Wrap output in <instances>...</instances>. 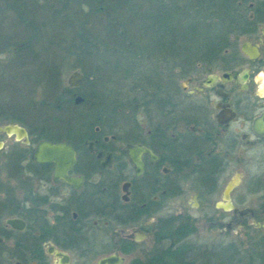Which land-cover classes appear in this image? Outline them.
<instances>
[{"label":"flooded vegetation","instance_id":"1","mask_svg":"<svg viewBox=\"0 0 264 264\" xmlns=\"http://www.w3.org/2000/svg\"><path fill=\"white\" fill-rule=\"evenodd\" d=\"M237 3L223 56L184 68L159 60L133 103L87 136L44 138L17 122L27 142L0 134V150L14 140L0 163V264H97L113 253L130 264L200 224L264 240V0ZM43 140L75 150L73 183L33 159Z\"/></svg>","mask_w":264,"mask_h":264},{"label":"trees","instance_id":"2","mask_svg":"<svg viewBox=\"0 0 264 264\" xmlns=\"http://www.w3.org/2000/svg\"><path fill=\"white\" fill-rule=\"evenodd\" d=\"M239 1L246 0H0V56L25 52L38 63L37 54L44 50L42 32L46 34L48 29L47 33L53 35L52 28L69 29L60 47L74 58L75 67L85 72L88 89L84 92L80 87L61 86L55 66L47 79L51 88L46 90L53 100L45 104V111L44 106L31 108L36 123L30 128L44 138L72 141L87 136L94 120L115 116L123 105L133 103L130 98L107 101L103 96L105 81L117 80L119 85L124 81L125 88L127 83L134 91L141 79L157 74L159 60L184 68L195 65L202 57L223 56L230 48L229 36L234 32ZM37 41L38 50L34 44ZM99 52L105 53L104 61L96 70L85 69V55L92 57ZM27 62L31 61L21 65ZM109 65L117 70L116 78L115 74L113 79L102 77L100 66ZM95 83L104 89L93 86ZM118 86L115 94L121 95L122 88ZM75 95L81 96L79 103ZM9 117L10 122L22 123V117ZM194 230L192 226L191 233ZM175 236L174 245L161 246L144 260L135 258L130 264H264L263 239L248 240L245 248L230 242L213 253L212 259H216L210 262L192 257L194 248L184 241V234Z\"/></svg>","mask_w":264,"mask_h":264},{"label":"rangeland","instance_id":"3","mask_svg":"<svg viewBox=\"0 0 264 264\" xmlns=\"http://www.w3.org/2000/svg\"><path fill=\"white\" fill-rule=\"evenodd\" d=\"M2 20L3 19H1V23H3ZM51 30H55L53 35L47 33L48 29L45 30L47 36L49 34L48 39L46 34L43 32L41 34L42 37L40 39L44 41V50H40L37 54L38 63L34 61L35 58H32L31 55L28 56L27 54H24L25 52H22L18 56H0V71L2 67H5L4 71H2V73L0 72V124L10 122L9 116L22 117L23 120H21V124L27 128L32 127V124L36 123L35 115H33L31 110L39 109L44 106L42 110L45 111L47 109L45 104L53 100V95H47L46 90H50L51 88L48 87L47 79L52 75V71L54 70L55 66H57L59 72L61 86L67 85L68 76L76 69L83 76H85V72L80 67H75L77 64L75 63L74 58L72 56L66 55V52L62 51V48L60 47L62 45V42L60 41L63 40L64 33L69 32V29L52 28ZM34 44L38 50L40 41H37ZM85 56L86 58L84 60V65L85 69L87 70H96L100 61H104L105 59L104 52H99L92 57L91 55L87 54ZM24 61L31 62L21 65V63ZM32 62L35 63L30 65ZM100 67L102 71V77H105L106 79H113L111 76L114 74L116 75L114 78L117 77V70L111 65ZM84 81L81 84L80 89L86 92L88 88L86 86V82L84 83ZM119 81L121 83V80ZM105 85L106 88L103 96L106 97L107 101H110L111 99L113 100L114 98H121V100L128 99L136 95V92L130 90V88L127 87V83L125 88L124 81L122 85H119L117 80L115 83H108L105 81ZM93 86L99 89H104L105 87L104 86L100 88L98 85H96V83ZM117 86L122 88L121 95L118 93L115 94ZM119 125L120 123H118L116 128L120 129ZM4 141L5 145L0 150L1 165L6 160V154L10 150L8 146L14 143L12 138H6ZM192 213L194 215H198V211H192ZM248 240H250L248 237L231 238V236L222 234L220 235L215 228H210L206 224H200V226H198V228L195 230V233L192 234L186 241L194 248L192 257L200 259L199 261H204L205 259L213 262L216 258L212 259V254L227 247L228 243L234 242L236 245L238 244L239 247L241 246L242 248H245L248 246ZM151 246L152 240H146L140 247L139 253L137 255L142 256L151 249Z\"/></svg>","mask_w":264,"mask_h":264},{"label":"water","instance_id":"4","mask_svg":"<svg viewBox=\"0 0 264 264\" xmlns=\"http://www.w3.org/2000/svg\"><path fill=\"white\" fill-rule=\"evenodd\" d=\"M242 49L246 52L247 49L245 45L242 46ZM83 80V75L78 71L74 70L67 78V84L72 87H78ZM81 100V96H77L75 101L78 102ZM6 135H16L18 139L24 138L27 142V131L23 126H20L17 123H5L0 124V134ZM2 147V142L0 141V148ZM133 155V153H131ZM75 150L67 142H58L52 143L47 140L41 141L34 153L33 159L36 162H51L54 164L55 168V179L59 177L69 181L74 182L75 179H72L68 176L67 172L71 169L75 163ZM132 160L136 162V158L132 157ZM236 181L230 182L224 191L225 198H228L229 191L233 187V184ZM227 208V207H224ZM123 261L122 257L116 253H113L109 256L100 258L97 261V264H121Z\"/></svg>","mask_w":264,"mask_h":264}]
</instances>
